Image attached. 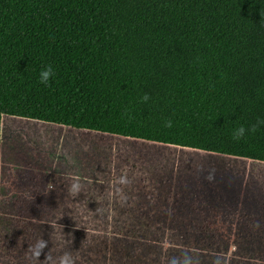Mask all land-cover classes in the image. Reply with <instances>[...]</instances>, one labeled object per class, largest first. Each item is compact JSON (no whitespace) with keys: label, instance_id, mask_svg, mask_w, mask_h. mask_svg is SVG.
I'll return each instance as SVG.
<instances>
[{"label":"trees","instance_id":"obj_1","mask_svg":"<svg viewBox=\"0 0 264 264\" xmlns=\"http://www.w3.org/2000/svg\"><path fill=\"white\" fill-rule=\"evenodd\" d=\"M1 116L264 163V123L232 136L264 121V0H0ZM86 196L66 216L67 264L242 257L197 218L120 219ZM234 241L264 262L262 232Z\"/></svg>","mask_w":264,"mask_h":264},{"label":"rangeland","instance_id":"obj_2","mask_svg":"<svg viewBox=\"0 0 264 264\" xmlns=\"http://www.w3.org/2000/svg\"><path fill=\"white\" fill-rule=\"evenodd\" d=\"M0 124V220L10 216L13 222L9 231L0 227V264H62L68 212L62 202L77 176L82 198L89 189L100 197L117 190L114 199L95 204L111 211L114 203L120 219L197 218L199 232L227 236L222 253H241L230 264H264L249 262L232 242L264 223V163L109 135L111 148L84 141L67 153L69 128L8 116ZM132 189L143 197L135 198Z\"/></svg>","mask_w":264,"mask_h":264},{"label":"crops","instance_id":"obj_3","mask_svg":"<svg viewBox=\"0 0 264 264\" xmlns=\"http://www.w3.org/2000/svg\"><path fill=\"white\" fill-rule=\"evenodd\" d=\"M66 128H68V127H66ZM70 130H72V131H71L70 135L68 136V141H71V142H68L66 144V147L64 146V149H65V151L67 153H72V150L74 148V144L76 142L80 143V142L87 141L89 143H98L99 146H101V147H104L105 143H110V146H109L110 148H111V146L113 145V142H114L113 138L109 137L110 135L108 136L106 134H98V133H93V132H84V131H78V130H73V129H70ZM62 134H63V132H61L58 136L61 138V137H63ZM62 146H63V144H62ZM157 146H160V145H157ZM169 147H172V146H169ZM146 148L150 149L151 147H146ZM108 152L109 151L105 150L104 153H108ZM198 152H200V151H198ZM202 153H204V152H202ZM205 154H207V153H205ZM208 155L218 156V155H215V154H208ZM218 157H225V156H218ZM229 158H232V157H229ZM237 159H239V158H237ZM241 160H243V159H241ZM245 161H249V160H245ZM105 166H107V165L105 164ZM100 174H102V172H100L98 175H100ZM106 176L109 178V172H107ZM114 176H117V175H114ZM79 183H80V178L77 176V184H79ZM67 191H68V194H67L68 196L62 202V207L67 208V209H73L74 207H77L81 200L86 201L87 200V196H86L87 194H89L90 197H92L93 199H96V200H109V199H114V196L111 197L110 194L112 192H114V191L117 192V190L112 189V190H110L109 194H108V192H105V194H106L105 197L104 196L100 197L99 195H98L99 196L98 197L97 194H96L97 192L95 190H93V192L92 191L90 192V189H89V190H85L86 195H85V197L82 198L81 197L80 188H79V191L76 192L75 194L70 193L69 188L67 189ZM133 192H134V194H136L135 198L140 199V196H142V194H141L142 190H138V189L137 190H133L132 189L130 193H133ZM146 198H148V197H146ZM67 214H68V212H66V216H67ZM257 231H259V233L262 232L264 234V223H263L262 226H257Z\"/></svg>","mask_w":264,"mask_h":264},{"label":"clouds","instance_id":"obj_4","mask_svg":"<svg viewBox=\"0 0 264 264\" xmlns=\"http://www.w3.org/2000/svg\"><path fill=\"white\" fill-rule=\"evenodd\" d=\"M52 75H53V69H52L51 65L46 66V68L41 70L39 73L40 83L47 84L49 82V78ZM143 99L147 100L148 99L147 95H145V97H143ZM261 123H264V121H257V124H253L247 129H245V127L243 125H240L239 127H237L233 131V133H232L233 139L234 140H240L241 138H243L245 136L246 131L248 133H255L257 131L258 125H260ZM166 126L170 127L171 126L170 122ZM69 191L72 194H75L76 192H78L79 191V184L74 183L70 187ZM62 264H67V260H62Z\"/></svg>","mask_w":264,"mask_h":264}]
</instances>
